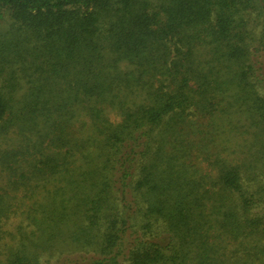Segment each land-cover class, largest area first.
<instances>
[{
    "label": "trees",
    "instance_id": "16d2710c",
    "mask_svg": "<svg viewBox=\"0 0 264 264\" xmlns=\"http://www.w3.org/2000/svg\"><path fill=\"white\" fill-rule=\"evenodd\" d=\"M234 116L241 163L206 152ZM9 135L0 264H264V0H0Z\"/></svg>",
    "mask_w": 264,
    "mask_h": 264
},
{
    "label": "rangeland",
    "instance_id": "374dc122",
    "mask_svg": "<svg viewBox=\"0 0 264 264\" xmlns=\"http://www.w3.org/2000/svg\"><path fill=\"white\" fill-rule=\"evenodd\" d=\"M253 17V14L251 15ZM198 58H205L204 53L199 52ZM109 117L112 121H118V117H114L109 114ZM194 120V119H193ZM221 119L216 121V133H214V141L211 143L207 149V153H220L222 158L227 162L232 163H241L247 158V149L250 147L252 138L249 135L244 134L243 130L245 127V122L243 119L234 116V119ZM238 121V125L236 122ZM244 125L243 128H238V126ZM18 144L15 136L9 135L3 138H0V148L9 149L15 147ZM1 153V152H0ZM205 165V164H204ZM209 170V169H208ZM214 174V173H212ZM3 185V183H2ZM53 187L47 186L45 190L40 192V197L45 196V191H52ZM17 199L23 198L22 191L17 193ZM32 198H23L20 202V208L17 209L13 214H11L7 220L3 221L0 226L1 239H0V260L3 259L4 252L6 247L15 248L20 241V238L24 236L20 235L22 232L25 237H29L31 227L27 220L24 219V216L21 214V210H26L30 205ZM17 203V202H15ZM23 203V206H22ZM67 252H63L62 256L59 257V253L49 256L44 254L40 258L41 264H61L62 260L70 257Z\"/></svg>",
    "mask_w": 264,
    "mask_h": 264
}]
</instances>
